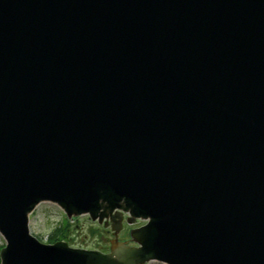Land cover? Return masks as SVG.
I'll use <instances>...</instances> for the list:
<instances>
[{
    "label": "water",
    "instance_id": "water-1",
    "mask_svg": "<svg viewBox=\"0 0 264 264\" xmlns=\"http://www.w3.org/2000/svg\"><path fill=\"white\" fill-rule=\"evenodd\" d=\"M102 190L145 258L264 264V0H0L2 264H132L30 233Z\"/></svg>",
    "mask_w": 264,
    "mask_h": 264
},
{
    "label": "rangeland",
    "instance_id": "rangeland-1",
    "mask_svg": "<svg viewBox=\"0 0 264 264\" xmlns=\"http://www.w3.org/2000/svg\"><path fill=\"white\" fill-rule=\"evenodd\" d=\"M69 220L71 226L64 240L71 247L87 249V250H103L108 251L111 246V234L105 232L103 235V227L91 220L89 215H72L69 216L66 209L58 203L41 201L37 203L29 214V230L32 235L41 242L50 243V236L55 228L64 221ZM47 239V240H46ZM125 237H120V242H125ZM128 246H133L129 243ZM7 241L0 231V263L2 264V250L6 246ZM145 264H164L159 261H148Z\"/></svg>",
    "mask_w": 264,
    "mask_h": 264
},
{
    "label": "flooded vegetation",
    "instance_id": "flooded-vegetation-1",
    "mask_svg": "<svg viewBox=\"0 0 264 264\" xmlns=\"http://www.w3.org/2000/svg\"><path fill=\"white\" fill-rule=\"evenodd\" d=\"M99 205L100 214L103 213V217L99 214L96 217L90 213L86 215H89L91 220L103 227V235L105 232L110 233L112 239L108 251H96L110 253L114 250H121V248H131L136 252L132 264H145L151 261V259L145 258V252L151 236L150 224L152 219L139 215L135 206L127 199L107 196L104 190L101 191ZM121 236L126 238L124 243L120 242ZM127 241L133 243V246H128Z\"/></svg>",
    "mask_w": 264,
    "mask_h": 264
},
{
    "label": "trees",
    "instance_id": "trees-1",
    "mask_svg": "<svg viewBox=\"0 0 264 264\" xmlns=\"http://www.w3.org/2000/svg\"><path fill=\"white\" fill-rule=\"evenodd\" d=\"M106 195H110V193L107 191ZM71 226V223L69 220L64 221L61 225L55 228L54 232L50 236V243H56L59 241H64L67 237L69 227ZM1 264V263H0Z\"/></svg>",
    "mask_w": 264,
    "mask_h": 264
},
{
    "label": "built area",
    "instance_id": "built-area-1",
    "mask_svg": "<svg viewBox=\"0 0 264 264\" xmlns=\"http://www.w3.org/2000/svg\"><path fill=\"white\" fill-rule=\"evenodd\" d=\"M47 240V239H46Z\"/></svg>",
    "mask_w": 264,
    "mask_h": 264
}]
</instances>
